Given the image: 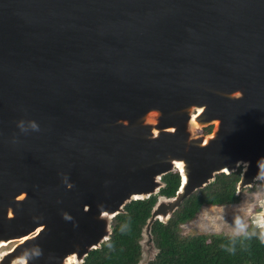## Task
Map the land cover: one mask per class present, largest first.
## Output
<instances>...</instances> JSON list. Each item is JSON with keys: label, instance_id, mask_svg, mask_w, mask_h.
Segmentation results:
<instances>
[{"label": "water", "instance_id": "obj_1", "mask_svg": "<svg viewBox=\"0 0 264 264\" xmlns=\"http://www.w3.org/2000/svg\"><path fill=\"white\" fill-rule=\"evenodd\" d=\"M262 157L264 0H0V240L27 236L0 264H80L176 170L147 264L154 220L242 165L239 193Z\"/></svg>", "mask_w": 264, "mask_h": 264}, {"label": "trees", "instance_id": "obj_2", "mask_svg": "<svg viewBox=\"0 0 264 264\" xmlns=\"http://www.w3.org/2000/svg\"><path fill=\"white\" fill-rule=\"evenodd\" d=\"M240 171L239 166L233 172L215 174L208 184L185 197L165 222L154 220L150 233L157 251L147 264H264V244L255 237L230 245L224 235L181 233V225L202 207L229 205L239 200L236 185ZM179 179L176 170L168 172L161 176L163 186L156 194L127 202L123 211L112 218L108 239L91 249L80 264H137L141 257V231L151 208L158 195H174ZM229 247L234 250L229 251Z\"/></svg>", "mask_w": 264, "mask_h": 264}, {"label": "clouds", "instance_id": "obj_3", "mask_svg": "<svg viewBox=\"0 0 264 264\" xmlns=\"http://www.w3.org/2000/svg\"><path fill=\"white\" fill-rule=\"evenodd\" d=\"M18 127L24 131L26 130V125L24 121L18 122ZM27 128L38 130V126L33 121L27 122ZM264 162V157L257 161V172L253 177L252 187L248 191H241L238 195H241V201L236 206L237 210L233 215L231 223H226L223 216V207L217 205L215 208L210 206L202 207L201 218L207 222L211 219L219 229L215 234L224 235L229 241L230 245H234L237 240H247L255 237L264 244V217H261L260 223L252 226L249 222L248 217L245 215L241 209L252 206L253 212L256 211L258 207H264V170L260 168V163ZM253 228L252 231L249 229ZM229 251L234 250V248L229 247ZM41 256V250L37 247L30 252L28 259L34 260Z\"/></svg>", "mask_w": 264, "mask_h": 264}, {"label": "rangeland", "instance_id": "obj_4", "mask_svg": "<svg viewBox=\"0 0 264 264\" xmlns=\"http://www.w3.org/2000/svg\"><path fill=\"white\" fill-rule=\"evenodd\" d=\"M211 127V131L214 127V124H210L207 126H203L201 128L195 129L194 134L195 135H200V134H207V129ZM210 131V132H211ZM240 168H242V165H240ZM252 187L251 185L248 186H243L240 190L239 193H241L242 189L243 191H248L250 188ZM241 195L239 197V200L237 202H234L232 204L229 205H221L223 207V216H224V220L226 223H231L232 218L234 213L237 210V205L240 203L241 201ZM207 207V206H204ZM211 208H215V205L210 206ZM264 207H258L256 209L255 212H253L252 210V206H247L243 209H241V211H243L245 213V215L248 217L249 222L252 226H255L256 223V215L259 214V212H261L263 210ZM202 209V208H201ZM201 209L199 210V212L193 217L191 218L188 222L183 223L181 225V233L182 235H188V234H206V235H211V234H215L216 232L219 231V229L217 228L216 224L211 220L208 219L207 222H205L202 218H201ZM17 241H13L8 243L5 246H1L0 247V252L2 251H6L9 250ZM70 261H72L70 259ZM13 264H21L20 262H15ZM71 264H75V263H71Z\"/></svg>", "mask_w": 264, "mask_h": 264}, {"label": "bare ground", "instance_id": "obj_5", "mask_svg": "<svg viewBox=\"0 0 264 264\" xmlns=\"http://www.w3.org/2000/svg\"><path fill=\"white\" fill-rule=\"evenodd\" d=\"M200 111H201V108H198V109L194 112L193 117H192V119H191V124H192V126H193L194 128H198V127H199V124L197 123L195 117H196L197 113H200ZM215 122H216V121H215ZM177 166H178L179 168H181V165H180L179 163H177ZM261 217H264V212L261 213V214H259V215L256 217V220H255L256 223H260V222H262V221H261ZM39 229H40V227H37L36 230H35V232L38 231ZM26 237H27V236H22V237H20V238H18V239H10V240L3 239V240H0V247H1V246H5V245H7V244L10 243L11 241H16V240H21V241H22V240L25 239ZM6 252H7V250H6V251H2V252H0V258H1V255H3V254L6 253ZM73 255H74V253L68 255V258H67L68 260H67V262H71V263H72V261L74 260V259H73ZM70 259H71L72 261H70ZM16 261H19L21 264H27V260H26V258L23 257V256H18V257L15 258V259L13 260V262L10 263V264L15 263Z\"/></svg>", "mask_w": 264, "mask_h": 264}, {"label": "flooded vegetation", "instance_id": "obj_6", "mask_svg": "<svg viewBox=\"0 0 264 264\" xmlns=\"http://www.w3.org/2000/svg\"><path fill=\"white\" fill-rule=\"evenodd\" d=\"M211 131V127H210V130L209 131H207V133H209Z\"/></svg>", "mask_w": 264, "mask_h": 264}]
</instances>
